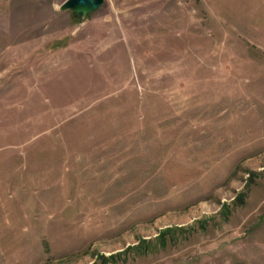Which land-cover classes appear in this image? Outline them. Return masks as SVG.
<instances>
[{
    "label": "rangeland",
    "instance_id": "374dc122",
    "mask_svg": "<svg viewBox=\"0 0 264 264\" xmlns=\"http://www.w3.org/2000/svg\"><path fill=\"white\" fill-rule=\"evenodd\" d=\"M0 0V264H264V0Z\"/></svg>",
    "mask_w": 264,
    "mask_h": 264
},
{
    "label": "water",
    "instance_id": "95a60500",
    "mask_svg": "<svg viewBox=\"0 0 264 264\" xmlns=\"http://www.w3.org/2000/svg\"><path fill=\"white\" fill-rule=\"evenodd\" d=\"M104 0H65L60 6L61 11H71L75 18L84 20L89 14L97 12Z\"/></svg>",
    "mask_w": 264,
    "mask_h": 264
}]
</instances>
